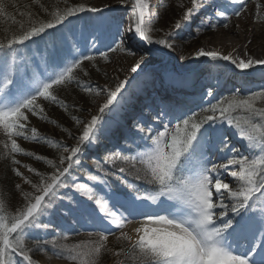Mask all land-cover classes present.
<instances>
[{"label": "snow or ice", "instance_id": "snow-or-ice-1", "mask_svg": "<svg viewBox=\"0 0 264 264\" xmlns=\"http://www.w3.org/2000/svg\"><path fill=\"white\" fill-rule=\"evenodd\" d=\"M35 2L46 18L31 10L10 12L17 7L15 0H0V133L8 170L22 177L14 190L23 201L10 211V196L0 191V264H38L35 253L47 244L74 264H102L101 256L109 252L124 257L117 264H264V107L256 104L257 99L264 102V83L251 91L241 79L259 73L264 82V59L237 60L203 47L194 55L177 51L205 30L228 28L232 16L246 11L248 0L179 3L178 18L167 31L153 27L159 17L149 10L148 0H134L126 27L107 4L60 8ZM261 18L258 8L256 20ZM154 32L163 34L154 37ZM32 44L40 50L34 67L23 55ZM117 48L139 53L129 74L111 77V86L81 80L80 73L88 74L84 62L96 60L93 53L108 60ZM229 70L233 75L225 79ZM74 84L104 100L89 101L97 105L96 114L88 109L90 118L70 115L78 134L51 121L74 145L46 140L30 126L29 117L48 119L41 100L66 113L85 111L59 95ZM158 87L173 95L156 97ZM222 90L228 95H219ZM140 97L145 103L137 112L132 105ZM18 138L44 141L55 149V158L26 151ZM90 153H95L93 163L87 164ZM18 154L45 162L51 172L24 164L36 179L24 176L16 167L21 165ZM213 156L227 163H215ZM118 159L128 166L117 167ZM229 166L241 170L229 171ZM79 169L88 170L94 186L79 182ZM225 172L235 187L225 182ZM97 188L106 200L95 199ZM56 218L65 232L77 225L100 231L87 245L41 243L37 234L46 236ZM132 218L140 224L135 237L123 231ZM115 230L120 246L113 252L107 242Z\"/></svg>", "mask_w": 264, "mask_h": 264}, {"label": "rangeland", "instance_id": "rangeland-1", "mask_svg": "<svg viewBox=\"0 0 264 264\" xmlns=\"http://www.w3.org/2000/svg\"><path fill=\"white\" fill-rule=\"evenodd\" d=\"M16 1V0H15ZM80 1V0H78ZM78 1L76 0H67V3H65V0H59V7L64 8L65 6H73L78 4ZM171 1V0H170ZM30 2H33V0H30ZM88 2V3H87ZM177 2L183 3L185 6H188V0H179L175 1V7H172L170 4H167V0H148L149 3V10L152 12H155L158 14L159 21L157 20L156 23H159V25L155 26L156 24L153 25V27H158L162 28L165 31H167L169 25L174 21L170 23H166L167 19L169 18L170 15H172L173 11L176 8ZM80 3L85 4L86 6H92V7H100L105 4L111 6L113 8V14L122 17L125 20V27L127 26V19H128V13L131 11L132 8V3H134V0H129V2L125 4H119L118 0H81ZM169 3V0H168ZM161 5H164L162 13H159V9ZM166 5V7H165ZM259 8V14L262 17L261 20H256V15H257V9ZM165 15L167 16V19L165 18ZM243 15V20H247V22L244 25H239L236 24V27L238 30H245L246 31V39H255L254 47L251 49V51H247L244 47L243 44L244 42H241L240 44L236 45L237 48H241L243 52V56L246 54H251L252 56L254 55V52L256 51L258 53V57L262 56L263 58H252V59H264V0H248L247 3V8L246 11L242 14ZM178 18L175 17V19ZM236 20H241L238 17H236ZM73 25L76 26L77 28L80 27V22L78 21H73ZM220 27V26H218ZM222 28V27H221ZM51 31V30H50ZM163 33L162 32H154L152 35L154 37L161 36ZM128 35V37L131 36L130 33H125V36ZM218 36L211 35L209 33V30H205L203 34H201L199 37L194 38L191 40L189 43H185L184 47L182 50L178 49V53L181 55H194V53L201 48V44L205 40H210L216 43V47L213 50H206V51H219L223 54L222 48L221 47V41L217 40ZM39 43V42H38ZM132 45H133V51H135V40H132ZM32 50H27L25 49L23 55L27 57L30 67L35 66V60L40 59V50L37 47V44H32L31 46ZM106 49L101 48V51H105ZM96 55V60L94 62H89L85 61L83 64L84 69L87 71V75L84 73H80V78L84 80L85 83H91L93 86L96 84L99 85H112V80L110 79L111 77H116L118 76L120 79L124 78V75L129 74L128 69L132 66L134 61L139 58V53L136 54V56H132L130 52L126 51L123 48H117L115 51L109 52L108 53V60H104L99 56L98 53H93ZM226 55H231V53H225ZM224 66H227V62H224ZM262 66H257V68H260ZM105 71L108 73V76H105ZM239 71V70H237ZM248 72H251V70H245ZM134 75V74H131ZM233 73L231 70L227 71L224 73V78L227 79L229 77H232ZM259 73L256 74L255 77H241V79H246L248 81V86L251 91H256L258 90V85H260L262 82L259 78ZM82 90V89H81ZM165 92L161 91L160 95L157 94L158 90H156V97H166V93H170L169 96L173 95V92L171 90H164ZM243 91V90H242ZM154 93V94H155ZM84 93L83 91L80 92L81 98L79 101L76 100V102L84 107L86 109L83 112L76 111L75 110V115L81 116L83 118H90L89 111L88 109L91 110V114H96V108L97 105L90 103L92 99H95L97 103H102L104 100L103 96L99 97H89L88 99H84ZM152 95V94H150ZM219 95H228L227 92L221 91ZM213 103L216 102L215 99L212 100ZM40 103L43 105V100L40 101ZM69 104L72 103V101H68ZM145 103V98L141 97L136 100V102L132 105V108L135 109L137 112L140 110V107L142 104ZM257 107H264V102H261L259 99L256 101ZM74 110V109H71ZM236 116L240 117L243 115L241 112L235 113ZM30 121V126L35 127L39 134L42 135L43 133H50L46 130V127L42 126L40 123L41 121L39 120V117L36 115H32L29 117ZM62 125L72 128L74 132H77L75 129L72 120L70 117H66L64 119H61L58 121ZM49 130L54 131L55 126L49 125L48 127ZM61 129V128H60ZM162 130V129H161ZM78 134V132H77ZM5 137L2 133H0V143L4 141ZM22 138H18V142L23 146V148L26 151H32L36 152V149L34 148L35 145L32 144V142H23ZM60 140H64L68 146L74 145L75 140L69 138V137H61ZM3 144V143H2ZM236 147L239 148V144L236 145ZM102 152V149L98 150ZM240 151L244 155H249L243 148L240 149ZM95 153H90L88 157L85 158L87 164H92V155ZM18 159L21 161V165L18 167L20 168V171L24 174V176H31L33 177L32 173L25 167H23L24 164H31L26 160V158L18 156ZM213 162L219 163V164H226L227 159H221L219 156H213L212 157ZM32 165V164H31ZM117 167H127V163L122 161V160H117L116 162ZM241 169L239 166H229V171H237L239 172ZM78 176L82 177V179L79 181L80 183H90L88 180V175L89 172L87 169H79L78 172L76 173ZM223 179L225 180L226 183H229L230 186L235 187L236 186V181L233 180L231 176L228 175L227 172L223 173ZM20 181L19 183H22V177H19ZM35 180L36 178L33 177ZM95 182H91L90 186H94ZM25 191H32L31 188L28 185H22ZM21 203L22 197L21 194L18 196ZM95 199H101L106 200V195L105 193L101 192L98 188L96 189V197ZM110 202V201H109ZM108 202V203H109ZM47 223V221H45ZM60 223L61 220L60 218H56L55 222L53 225L50 226V230L48 231V234L45 236L43 233L37 234L41 238V243H43L45 240L51 241V240H56L57 244H69L72 245L73 243H70L69 241H78L80 244L81 242H84L85 245L89 241L95 240L97 237L95 236V233L100 231V229H92V228H87L83 227L80 225H77L74 228V233H67L63 230L61 232L60 228ZM92 232L93 235H89V233ZM65 236L67 239H65ZM119 236V230H115L113 235H109L107 245L110 249L113 250V252L119 250L120 242L117 241L116 237ZM51 245V244H48ZM53 246V245H52ZM57 254H59L58 250L54 249L53 246V252L51 254L47 255H40L35 253V257L37 258L38 264H72L71 261L63 259L59 257ZM110 254L111 261L109 264H117V260H121V257H117L113 255L111 252L107 253Z\"/></svg>", "mask_w": 264, "mask_h": 264}, {"label": "trees", "instance_id": "trees-1", "mask_svg": "<svg viewBox=\"0 0 264 264\" xmlns=\"http://www.w3.org/2000/svg\"><path fill=\"white\" fill-rule=\"evenodd\" d=\"M78 0H76L77 2ZM81 1V0H80ZM80 1H78V3H80ZM175 1H179V0H169V3H168V0H167V4L171 5L172 7H175ZM40 2L42 4H44L45 6H50V5H58L59 6V0H40ZM17 7L16 8H10L9 11L10 12H16V11H22V12H27L29 10L31 11H34V12H39L40 13V18L43 19V18H46V14L43 13L38 5H36V2L35 0H33V2H30V0H16L15 1ZM88 3V2H87ZM181 3V2H177V5ZM177 5H176V8L175 10L173 11L172 15L169 16V18L167 19V16L165 15V18L167 19L166 23H170L172 22L175 17L178 16V13H177ZM29 6H31V9H29ZM166 7V5H165ZM163 8H164V5H161L160 9H159V13L163 11ZM17 19H21V17L17 16L16 17ZM25 21L27 20V17L25 16L23 18ZM159 21V19H158ZM160 23V22H159ZM159 23H156L155 26L159 25ZM50 31V30H49ZM83 82L84 80L81 79ZM81 88L76 86L75 84L72 85L69 89L67 90H64V89H61L60 92H59V95L61 96L62 99L65 100L66 103H68V101H79V99L81 98L80 96V92H81ZM90 96H88L87 94L84 95V99H88ZM45 109V115L46 117L48 118L47 120H41L39 118V120L41 121V125L46 127V130L50 133H43L42 136L45 137V139H53L54 141L55 140H60L61 137H67L66 133H64L60 127L56 126L54 123H52L51 121L52 120H55V121H59L60 118L61 119H64L66 117H70L71 114H74L75 113V109L74 110H71L69 109V112H65L62 108L58 107V106H55V105H52V104H49L45 101H43V105H42ZM61 124V123H60ZM49 125L51 126H55V129L54 131H51L48 129ZM23 142H28V141H25V140H22ZM29 142H32V144L35 145V149H36V154L38 155H44V156H47L49 159H54L55 156H56V151L55 149L51 148L47 143H45L44 141H41V142H35V141H29ZM23 147V146H22ZM18 156H21V157H24L26 158V160L28 162H30L32 164V166L34 168H36L37 170L39 171H42V172H47V173H50L51 172V168L49 165H47L45 162L43 161H38L34 158H30L26 155H23V154H18L17 155V159H18ZM6 157V149L3 148V144L0 143V191L3 192V195L5 197H9L10 196V204H11V207H10V211H14L20 204H21V201L19 199V195H20V192L19 191H16L14 190V183H19L20 179L18 176H15L12 171L8 170V161L7 159H5ZM30 164V165H31ZM19 165H17L16 167H18ZM6 175V179L4 178ZM33 177H35L34 173H32ZM36 178V177H35ZM139 187H141V189L143 190V185L140 184L138 185ZM61 232H63V229H60ZM68 234L71 233L73 234L74 231H70V232H67ZM70 243H73V244H78L79 242L77 241H69ZM53 252V246L52 245H46V247H44L41 251H38L37 254H40V255H47V254H51ZM59 257L63 258V259H66V255L65 256H61L60 254H57ZM34 258L37 260V258L34 256ZM121 260H124V257L121 258ZM70 261V260H69ZM101 261H102V264H109L110 261H111V257H110V254H103L101 256ZM72 264H74V262L71 261Z\"/></svg>", "mask_w": 264, "mask_h": 264}, {"label": "bare ground", "instance_id": "bare-ground-1", "mask_svg": "<svg viewBox=\"0 0 264 264\" xmlns=\"http://www.w3.org/2000/svg\"><path fill=\"white\" fill-rule=\"evenodd\" d=\"M241 20H236L235 16L231 17V21L229 23L228 28H225L223 26L217 27L215 30H209V33L211 35L218 36L217 40L221 41V47L223 50V54L226 55L225 53H231L232 57L234 59H249V58H263L262 56L258 57V53L255 51L254 55L252 56L251 54H246L243 56V52L241 51V48H237L236 45L240 44L241 42H244L243 47L247 51H251V49L254 47L255 39H246V31L245 30H238L236 27V24L244 25L247 20H243V15L241 17H238ZM222 27V28H221ZM128 37V35H126ZM201 47H203L205 50H213L216 47V43L209 40H205L203 44H201ZM224 178V177H223ZM109 210L114 211L115 209L111 208V204L109 202ZM153 225H149V227H152ZM136 227H140V224L138 223L137 218H132L131 222L128 223L123 231L128 232L130 235H133L135 237L136 233L134 229ZM58 264V263H55ZM62 264V263H61Z\"/></svg>", "mask_w": 264, "mask_h": 264}]
</instances>
